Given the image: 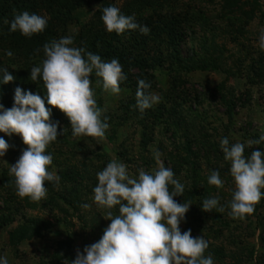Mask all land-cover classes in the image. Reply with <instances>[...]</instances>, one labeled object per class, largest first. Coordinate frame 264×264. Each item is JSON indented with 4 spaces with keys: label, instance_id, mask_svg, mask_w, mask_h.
Segmentation results:
<instances>
[{
    "label": "rangeland",
    "instance_id": "obj_1",
    "mask_svg": "<svg viewBox=\"0 0 264 264\" xmlns=\"http://www.w3.org/2000/svg\"><path fill=\"white\" fill-rule=\"evenodd\" d=\"M21 1L33 2V7L27 6L24 11L45 17L48 21V0ZM127 1L130 0L98 1L101 4L100 16L104 8L115 6L121 9ZM173 1L164 7L161 23H167L170 16L178 19L185 15L192 19L182 25L183 33L179 40L171 39V43L163 37L165 43L159 47L149 40L147 66L122 69L129 82L120 86L119 94L105 92L102 82L96 83L100 78L94 73L90 77L97 107L103 109L102 119L107 118L109 124L103 139L73 137L71 123L66 116L52 120L58 124V136L46 148V154L53 158L48 170L58 177V163L69 162L72 166L84 167L88 177L85 184L91 188L87 195H79L81 204L77 212L53 196L64 187H71V184L62 188L56 185L59 179L58 182H45L47 195L38 202L18 197L15 187L10 194L21 200L19 206H8L0 195V257L6 255L9 264H65V260L71 262L72 258L75 259L77 250L83 252L85 246L98 242L110 221L106 220V210L93 201V189L98 184L97 173L112 160L127 165L129 174L134 177L138 176L141 168L151 172L158 167L154 150L162 154L160 159L164 167L173 170L169 161H176L178 172L173 171L174 178L185 188L183 196L174 197V200L181 204L191 201L180 231L183 233L190 229L194 238L202 236L209 244L204 255H210L214 264H264V197L255 206L253 214L243 220L232 218L228 205L235 183L230 174L231 164L225 161L220 147V141L227 137L230 144H246L245 156H250L257 149L264 152V142L251 147L246 143L264 134V50L259 47V37L264 29V0ZM98 2L87 0L78 7L73 20L58 29L59 33L65 31L58 37L75 35L86 22L95 19L93 14L99 9ZM24 11L6 13L0 25H10L15 15ZM96 28L89 26L88 43L97 33ZM101 32L107 36L110 34L105 25ZM14 39L17 41L19 36ZM175 43L183 60L203 55L201 46H207L215 68L171 74L167 68L171 61L168 56L172 55L173 59L176 56L169 47ZM72 46L82 47L77 41ZM140 50L137 51L141 54ZM37 54L39 62H42L45 58L43 50ZM141 79L150 82L149 91L160 97V102L143 114L136 108L137 82ZM38 94L46 98V90H40ZM0 138L9 145L5 156L0 157L1 175L4 180L14 183V176L9 175V165L17 162L27 146L16 134L8 136L0 132ZM57 141L61 142L60 149L53 146ZM214 168L224 181L222 188L207 182ZM52 184L54 194L51 193ZM217 196L218 207L223 206L225 211H202L203 198ZM49 203L67 211L66 219L64 211L61 213L55 208L44 207ZM85 204L90 207H83ZM113 212L118 214V208ZM33 219L44 221L42 225L48 223L50 228H42L39 239L11 246V231ZM68 237L71 238L69 258L55 262L56 244L65 245Z\"/></svg>",
    "mask_w": 264,
    "mask_h": 264
},
{
    "label": "clouds",
    "instance_id": "obj_2",
    "mask_svg": "<svg viewBox=\"0 0 264 264\" xmlns=\"http://www.w3.org/2000/svg\"><path fill=\"white\" fill-rule=\"evenodd\" d=\"M101 19L109 33L122 35L125 31L138 30L147 35L150 32L147 26L136 22L134 15H123L115 6L104 8ZM46 26L45 17L24 11L15 15L9 31L31 37L43 32ZM73 44L70 36L45 43V58L41 66L31 68L30 79L42 80L47 104L66 115L73 137L103 139L109 124L107 118L102 119L103 109L97 107L90 77L94 73L100 78L96 83L102 82L103 90L112 94L120 93V82L127 77L118 59L104 61L99 55ZM259 47L264 50V29ZM6 55L11 57L13 53L8 50ZM14 79L7 68L0 69V82L8 84ZM137 85L136 108L143 114L159 103L160 97L149 91L150 82L141 79ZM50 117L51 112L39 94L24 92L19 87L15 89L13 107L4 109L0 105V132L19 135L27 146L17 162L9 165V175L15 178L17 195L33 202L46 197V181L58 182L55 173L48 170L53 158L46 154V148L58 136V124L51 123ZM261 142H264V134L246 143L251 147ZM220 147L225 161L231 164L230 174L235 183L228 205L230 215L243 220L254 213L255 206L264 197V152L257 149L245 156L246 144H230L227 137L220 141ZM8 149V143L0 138V157L5 156ZM153 155L158 167L151 172L141 168L137 177L129 174L127 165L116 160L97 173L93 201L106 210L110 224L98 242L85 246L83 252L77 250L75 259L65 260V264H214L210 255H204L209 244L202 236L194 238L190 229L180 231L191 201L181 204L174 200L183 196L185 186L174 178L170 168L164 167L158 150H154ZM207 182L217 188L224 185L218 171H212ZM218 205V196L206 198L202 211L224 212L225 208ZM117 208L118 214H114ZM0 264H9L6 255L0 257Z\"/></svg>",
    "mask_w": 264,
    "mask_h": 264
},
{
    "label": "trees",
    "instance_id": "obj_3",
    "mask_svg": "<svg viewBox=\"0 0 264 264\" xmlns=\"http://www.w3.org/2000/svg\"><path fill=\"white\" fill-rule=\"evenodd\" d=\"M85 1L87 0H48L49 19L47 21V26L43 32L34 34L31 37H25L19 31L11 33L9 31L10 25H0V69L7 68L15 78L8 84L0 82V105H3L4 109H10L13 107L15 89L17 87L21 88L24 92L31 91L33 94H38L40 90H46L39 77L38 83H36V81L33 82L30 79L31 68L34 66H41V62H39L38 59L39 55L35 48L38 47L39 51H42L45 43L50 42L53 39L59 40L62 38L58 37V35L65 31L59 33L58 29L64 28L68 22L73 20L77 8L84 5ZM93 1L100 2L101 0ZM172 1L173 0H130L120 9L121 14L126 16L134 15L137 23L147 26L150 29V32L147 35L141 34L138 30L125 31L122 35H117L115 32H111L108 36L104 35V33L101 32V27L104 25L100 16L101 4L98 2L100 5L99 9L93 14L95 19L92 18L90 22H86L83 26L84 29L81 27L79 31H76L75 35L73 33L69 36L73 38V41L79 42L82 47L88 45V47H84L86 51L99 55L104 61H111L114 58L118 59L122 65V69L127 66L137 69H140V66L146 67L147 65L145 64H147L146 59L148 57V50H146V47H148L147 43L151 41L156 47H159L165 43L163 37L167 38L168 41H171V39H174L175 41L179 40L180 35L183 33L182 25L188 24V22L192 20L185 15H180L181 18L178 19L167 16V23H161L162 20H160V18L164 17L162 16L164 14L161 13L163 12L164 7ZM32 4L33 2L26 3L21 0H0V22L5 20L6 13L9 14L11 12L24 11L27 9V6L33 7ZM171 10L172 9L167 12L169 13ZM89 26L97 27L96 29L98 30L97 33L94 34L93 40L90 43H88L89 39L87 38L88 34H90ZM17 35L19 36V39L14 41L16 40L14 37ZM169 48H171V52H174V56H176L174 59L172 55L168 56L171 61L167 68L168 72H171V74L175 73V71L181 72L182 70H184L185 73H191L195 71H207L215 68L214 62L210 59L211 55L209 52L211 51L205 45L201 46V50L204 52L203 55H194L186 60L179 57V46L176 43L172 44V47ZM212 48H214V46ZM138 49H141V54L138 53ZM8 50H11L13 53L11 57L6 55ZM128 82V79L121 81L120 86H126ZM133 85L136 86L135 84ZM43 99L45 100V106L51 112V123L52 120L57 118V116H66L59 109L49 106L46 98ZM228 112V115L231 118L232 113L230 108ZM60 145L61 142L59 141L53 144V146L58 149L61 148ZM193 159L195 160L196 157H193ZM169 162L173 165L172 171L178 172V170H176L177 166H175L176 161L171 160ZM56 168L59 179V182L56 185H60L62 188L64 185L71 184V187L60 189L59 194H63L62 196L53 193L52 184L51 193L54 194L53 196L57 197L58 200L63 201V203H65L73 212H77V207L81 204L79 202V195H87L91 189L90 186L85 184L86 180V183H88V177L85 173L86 171H84L85 168H79L77 165L72 166L69 162L58 163ZM214 170L216 169L214 168L213 171ZM2 176L3 175H1L0 171V190H2V192H0L1 198L3 197V201L8 206H19L21 200L10 194V191L13 190L12 187L16 188L15 182L12 183L11 181L4 180ZM211 189L218 191L215 187H212ZM206 198L207 197H204L203 199ZM44 207H52L59 212L64 211L66 213L64 214L65 219L67 217V211L53 205L52 203L44 205ZM78 219H80V217H78ZM43 222L44 221L42 220L33 219L11 231L10 245L16 246L22 241H34L39 239L42 233V228H44V230L50 228L48 223L42 225ZM70 239L71 238L68 237V243L65 245H63V243L59 245L56 244L55 255L53 254V260L55 262L62 261V259L67 257L71 252V244L69 243ZM68 258L69 257L66 259ZM72 260L74 259L72 258Z\"/></svg>",
    "mask_w": 264,
    "mask_h": 264
}]
</instances>
